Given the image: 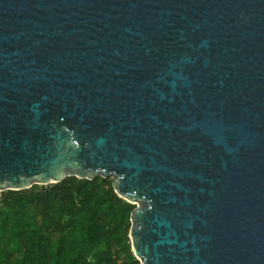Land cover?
Returning <instances> with one entry per match:
<instances>
[{
	"label": "water",
	"instance_id": "95a60500",
	"mask_svg": "<svg viewBox=\"0 0 264 264\" xmlns=\"http://www.w3.org/2000/svg\"><path fill=\"white\" fill-rule=\"evenodd\" d=\"M72 175L142 264H264V0H0V199Z\"/></svg>",
	"mask_w": 264,
	"mask_h": 264
},
{
	"label": "trees",
	"instance_id": "16d2710c",
	"mask_svg": "<svg viewBox=\"0 0 264 264\" xmlns=\"http://www.w3.org/2000/svg\"><path fill=\"white\" fill-rule=\"evenodd\" d=\"M136 207L113 176L5 190L0 264H142L130 236Z\"/></svg>",
	"mask_w": 264,
	"mask_h": 264
}]
</instances>
